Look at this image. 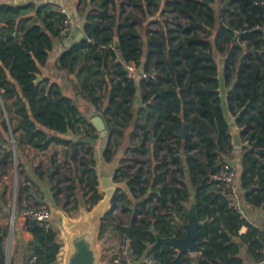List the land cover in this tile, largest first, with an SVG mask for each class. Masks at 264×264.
<instances>
[{"label": "trees", "instance_id": "16d2710c", "mask_svg": "<svg viewBox=\"0 0 264 264\" xmlns=\"http://www.w3.org/2000/svg\"><path fill=\"white\" fill-rule=\"evenodd\" d=\"M76 2L91 5L92 11L83 24L84 37L54 61V69L66 77L64 89L45 71L55 40L64 36L59 35L64 14L48 4H0V173L14 159L24 172L28 150L59 145L65 162L77 159L81 167L65 186L72 208H63L70 215L78 208V186L88 208L93 207L102 196L92 156L77 154L78 145L85 152L89 145L72 139L79 133L96 138L77 106L80 98L101 112L112 133L131 128L129 139H136L131 150L147 155L145 167L133 172L120 162L115 179L125 181L130 194H115L99 239L108 229L117 237L125 234L137 264H145L146 256L153 257V264H264V229L229 206L215 179L233 147L220 108L214 50L223 59L229 110L239 114L241 137L248 143L238 166L239 191L247 210L264 212V32L257 0ZM145 22L154 28L142 33L139 26ZM124 63L157 75L129 78ZM137 96L140 105L133 107ZM113 155L107 147L105 160ZM33 172L42 180L36 168ZM50 189L57 199L61 188ZM192 200L201 222L196 230L201 251L192 256L168 245L154 246L156 234L184 235ZM117 209L130 214L128 221L106 223ZM27 231L36 241L37 264H57L59 232L35 224ZM7 236V227L0 226V264H5Z\"/></svg>", "mask_w": 264, "mask_h": 264}, {"label": "water", "instance_id": "95a60500", "mask_svg": "<svg viewBox=\"0 0 264 264\" xmlns=\"http://www.w3.org/2000/svg\"><path fill=\"white\" fill-rule=\"evenodd\" d=\"M114 45H118L115 40ZM223 61V59H222ZM222 72L218 75V93L220 99V108L222 111L223 119L228 126V132L231 137V145L235 149H244L248 147L247 142H243L241 133L242 129L238 126L237 120L239 114L233 115L227 102V89L225 86ZM40 81V75H37L35 83ZM90 123L95 130L99 133V140L101 141L98 148L92 154L93 171L97 181V191L102 198L91 208H81L79 217L73 219L63 206H58L53 201L48 205L52 215L60 230V237L58 242L63 246L57 257V264H104L101 261L105 245L100 238V231L102 222L112 210V201L117 192L122 191L129 195V188L126 182L116 181V173L120 168V159H112L106 161L104 158L105 150L110 140V132L108 125L103 119V115L96 111L92 112ZM73 140L83 143L93 144V140L89 138H72ZM187 221L182 225L184 235L182 237H168L162 238L158 234L155 235L154 246L168 245L175 248L178 254L199 253L201 251L199 242L197 241L196 230L201 224L196 213V207L193 200L190 202L187 211ZM36 241H34V244ZM107 264L109 260L107 259Z\"/></svg>", "mask_w": 264, "mask_h": 264}, {"label": "rangeland", "instance_id": "374dc122", "mask_svg": "<svg viewBox=\"0 0 264 264\" xmlns=\"http://www.w3.org/2000/svg\"><path fill=\"white\" fill-rule=\"evenodd\" d=\"M91 5H88L86 3L79 4L78 6V12L75 13L72 11V13L75 15L73 18L74 24L72 25L73 28L75 27L76 22L78 23L81 20L86 19L87 14H91ZM127 11L133 12L138 16V12L133 10L132 8H127ZM110 12H113L110 10ZM78 14V15H77ZM151 29L154 28L152 24L149 22H145L144 24H141L139 26V30L143 33L144 29ZM214 55H215V60L218 63L219 67V73L222 72V57L219 52L214 50ZM84 100H78L77 101V106L80 110V112L83 114V116L89 121L90 117L92 116L91 109L92 111L93 108L91 105L86 103L85 105ZM139 103V100H136L133 103V107H137ZM91 108H90V107ZM96 111H94L95 113ZM101 113V112H100ZM103 119L106 121L108 125V131L110 132V140L108 143L107 147H111V149L114 152L113 158L112 159H120V162H122V167L123 169L133 172L137 168H144L145 167V161H146V154H138L134 153L131 150V143L135 141L136 139H129V134L131 132V128L125 129L124 134L118 135L115 134L114 131L112 133L110 129V124L109 122L105 119L103 116ZM96 135L95 139L93 140V144L90 145V143H86L89 145V151L85 152L83 151L80 146L78 145V155H85L88 158H91L93 152L95 151L96 148H98L100 144L99 140V133L96 131L94 133ZM75 138L82 139L84 137H81L80 133L75 135ZM86 138V137H85ZM84 138V139H85ZM116 140H118L119 144H116ZM78 143H81L80 141H77ZM232 156V157H231ZM234 154H230L225 159L228 160H234L233 158ZM137 159H140L141 161H137ZM25 162H27V167L28 169L32 172L33 169L36 168V171L41 174L42 180L40 181V185H34L29 182V179L27 178L25 174V169L24 172L20 171V167L16 166L17 160L14 159V162L7 171L4 173H0V192L3 193V200H4V210L6 215L4 217L3 223L7 227L8 230V236L5 240L6 242V248L10 244V235L13 236V227L10 226L11 223V212L12 209H14V212L16 213L18 206L22 208H27V207H38L42 204L40 198H42V188H45L46 186L51 187V185L57 186L61 188V191L58 193L57 199H54V202L58 206H67V209H71L73 205V199H68L66 200V190L65 186L67 184H70L71 178L75 176H78L80 174V165L78 163L77 159L65 162V157L63 155V148L59 145H53L49 146L47 150L41 152L38 150H28L26 153V157L23 159ZM144 162V163H142ZM33 173V172H32ZM125 182V181H123ZM25 186H28L26 188ZM82 189L83 187L78 186L75 192V198L78 201V208L71 213V218L75 219L79 217L81 208L89 209L88 205L85 203V199L82 195ZM53 194V193H52ZM68 202V203H67ZM22 205V206H21ZM130 217L129 213H124L121 212L120 209H117L113 211L111 217L106 221V223L113 224L116 222V219H120L124 222L128 221ZM14 219V218H13ZM12 219V220H13ZM52 223H53V228L59 232V237H60V230L59 227L55 221L54 216L52 215ZM102 241L103 244L105 245L104 250H103V255L101 261H105L104 264H107V259H109V256L111 257L115 252L117 251V245H118V237L113 234L111 230H107L103 236H102ZM63 249V246L61 247V250ZM4 250V251H5ZM11 262V260H10ZM7 263V264H10ZM59 264V263H58Z\"/></svg>", "mask_w": 264, "mask_h": 264}, {"label": "crops", "instance_id": "0c3cea01", "mask_svg": "<svg viewBox=\"0 0 264 264\" xmlns=\"http://www.w3.org/2000/svg\"><path fill=\"white\" fill-rule=\"evenodd\" d=\"M2 3H8L11 5H23V4L31 3L35 6L48 4V5L56 8L60 11H64L65 13L70 14L73 18L75 17V15L72 13V11L77 13L78 12V6H79V3H77L76 0H0V4H2ZM75 22H76L75 27L72 29V31L69 34L64 35L61 39L55 40L53 50L50 53V56L48 59L47 68L45 69V71L48 74V77L51 80L58 82L59 85L62 87V89H64L66 87V77L63 73L56 71L53 67V64H54L56 57L59 56V54L65 48H67L69 45H71L75 42H78L82 37H84V33H83L84 20H81L79 23H78V21H75ZM214 58H215V55H214ZM216 64H217V68H219L217 62H216ZM222 65H223V61H222ZM77 100H82V99L78 98ZM136 100H139V103L137 104L139 106L140 105V98L137 96L135 98V101ZM85 105H87V104L85 103ZM92 112L93 111L91 109V113ZM243 152L244 151L242 149H235V148H233V150L230 152V154L231 153L234 154V156H233L234 160H232V161L234 162V164L236 165L237 168L241 163ZM22 164H23V169H25V174H26L27 178L29 179V182L34 184V185H40V181H39L40 179H38L34 175L33 171H32L33 172L32 173L28 169V167H27L28 163L25 162V160H22ZM42 191H43V193H42L43 197L40 198L39 201H41L44 204L49 205L50 202L53 201L52 191H51L50 187H48V186H46L45 188H42ZM1 199H2V201H4L3 197L0 198V200ZM2 201H0V226H5V224L3 223V220H4V217L6 215L5 213H7V212H5V210H4V206H3ZM242 203H243V206L245 209V218H247L249 220V222H251L252 224L264 229V212H262L259 209L247 210L246 209V207H247L246 203L243 199H242ZM25 208L18 206V209L15 213V217H14V241H15V243H14V247H13V255L11 257L10 264H34L33 260L36 256L34 254V251H33L34 239L31 237V235L28 233L27 229L25 228V219L22 215L23 210ZM245 230H246V228L243 227L241 229V232L243 233V232H245ZM17 242L21 243L23 246L21 248L16 247ZM5 247H6V242H4V250H5ZM195 254L196 253H194V254L190 253V255H192V256Z\"/></svg>", "mask_w": 264, "mask_h": 264}, {"label": "built area", "instance_id": "2783aa9c", "mask_svg": "<svg viewBox=\"0 0 264 264\" xmlns=\"http://www.w3.org/2000/svg\"><path fill=\"white\" fill-rule=\"evenodd\" d=\"M256 4L262 10V21L260 29L264 32V0H257ZM64 14V18L61 21L59 27V35L63 36L69 34L73 29V17L61 11ZM124 69L126 71L127 77L133 78L135 80H149L154 79L157 72L154 70H144L143 68H136L132 63H124ZM239 171L233 161L225 159L219 174L215 176V179L221 183L224 188V193L228 198V204L230 207L234 208L242 216H245V209L242 203V196L239 191L238 183ZM25 219V228L29 224H35L44 230L53 228L52 223V213L47 204L42 203L38 207H27L22 213ZM15 212L12 209L11 212V223L10 226L13 227V236L10 235V244L5 251V264L9 263L13 255L14 247V218ZM13 219V220H12ZM145 264H153L154 259L152 256H146L143 260ZM34 264H37L36 257L33 260ZM110 264H137V257L134 254L133 249L129 243V238L122 234L118 237L117 251L111 257L109 256Z\"/></svg>", "mask_w": 264, "mask_h": 264}]
</instances>
